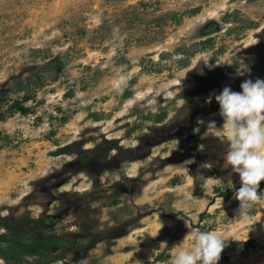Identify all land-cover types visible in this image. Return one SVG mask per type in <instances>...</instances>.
Returning a JSON list of instances; mask_svg holds the SVG:
<instances>
[{"label":"rangeland","instance_id":"rangeland-1","mask_svg":"<svg viewBox=\"0 0 264 264\" xmlns=\"http://www.w3.org/2000/svg\"><path fill=\"white\" fill-rule=\"evenodd\" d=\"M245 79L264 0H0V264H169L196 230L218 264H264V201L239 214L203 136Z\"/></svg>","mask_w":264,"mask_h":264},{"label":"clouds","instance_id":"clouds-1","mask_svg":"<svg viewBox=\"0 0 264 264\" xmlns=\"http://www.w3.org/2000/svg\"><path fill=\"white\" fill-rule=\"evenodd\" d=\"M247 72L250 68L239 60L236 74L243 76ZM240 88L237 92L225 86L219 94H214L223 123L218 127L215 120H209L206 129L212 131L203 136H214L227 145L223 159L232 172L239 174L240 187L235 197L239 200V214H246L264 201V192H258L264 180V80L245 79ZM212 99L213 95H209L206 103H211ZM197 123L205 122L200 119ZM193 131L200 129L197 127ZM203 147L201 145V149ZM191 237L190 248L181 244L172 248L169 264H218L224 240L211 231L196 230Z\"/></svg>","mask_w":264,"mask_h":264},{"label":"trees","instance_id":"trees-1","mask_svg":"<svg viewBox=\"0 0 264 264\" xmlns=\"http://www.w3.org/2000/svg\"><path fill=\"white\" fill-rule=\"evenodd\" d=\"M13 107H15L16 109H18L21 112H25L26 108L23 107L20 102L18 101H14V103L12 104ZM5 241H10V238L6 235V234H1L0 233V242H5Z\"/></svg>","mask_w":264,"mask_h":264}]
</instances>
